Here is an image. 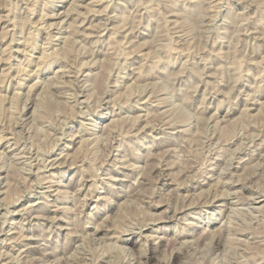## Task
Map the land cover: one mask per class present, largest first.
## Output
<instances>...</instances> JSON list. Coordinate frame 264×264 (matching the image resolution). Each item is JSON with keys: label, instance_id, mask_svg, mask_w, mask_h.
<instances>
[{"label": "rangeland", "instance_id": "374dc122", "mask_svg": "<svg viewBox=\"0 0 264 264\" xmlns=\"http://www.w3.org/2000/svg\"><path fill=\"white\" fill-rule=\"evenodd\" d=\"M0 138V264H264V0H0Z\"/></svg>", "mask_w": 264, "mask_h": 264}, {"label": "bare ground", "instance_id": "6f19581e", "mask_svg": "<svg viewBox=\"0 0 264 264\" xmlns=\"http://www.w3.org/2000/svg\"><path fill=\"white\" fill-rule=\"evenodd\" d=\"M50 1H51V0H50ZM104 1H105V0H104ZM76 2H77V1H76ZM89 2H90V1H89ZM94 2H95V1H94ZM99 4H100V3H99ZM50 5H51V4H50ZM75 5H76V4H75ZM77 5H78V4H77ZM92 5H93V4H92ZM80 6H81V5H80ZM101 6H102V5H101ZM86 7H87V6H86ZM89 7H90V5H89ZM70 8H72V7H70ZM91 8H92V7H91ZM91 8H89V9H91ZM73 9H74V8H73ZM87 9H88V8H87ZM93 9H94V8H93ZM76 10H77V9H76ZM70 11H71V10H70ZM70 11H69V12H70ZM105 11H106V10H105ZM64 12H65V11H64ZM72 12H73V11H72ZM88 12H89V11H88ZM92 12H93V11H92ZM67 13H68V12H67ZM67 13H66V14H67ZM82 13H83V12H82ZM42 15H43V14H42ZM45 15H46V13H45ZM52 15H53V14H52ZM57 15H58V14H57ZM86 15H87V14H86ZM94 15H95V13H94ZM46 16H47V15H46ZM49 16H50V15H49ZM75 16H77V15H75ZM109 16H110V15H109ZM44 17H45V16H44ZM44 17H43V18H44ZM66 17H67V16H66ZM84 17H85V16H84ZM92 17H93V16H92ZM40 19H41V18H40ZM82 19H83V18H82ZM98 19H99V18H98ZM64 20H65V19H64ZM38 21H39V20H38ZM81 21H82V20H81ZM84 21H85V20H84ZM106 22H107V21H106ZM36 23H38V22H36ZM93 23H94V22H93ZM93 23H92V24H93ZM52 24H53V23H52ZM52 24H51V25H52ZM70 24H71V23H70ZM92 24H91V25H92ZM96 24H97V23H95V27L97 26ZM99 24H100V22H99ZM99 24H98V25H99ZM105 24H106V23H105ZM45 25H46V24H45ZM51 25H50V26H51ZM73 25H74V24H73ZM73 25H72V26H73ZM89 25H90V24H89ZM33 26H34V25H33ZM67 26H69V25H67ZM72 26H71V27H72ZM78 26H79V25H78ZM78 26H77V27H78ZM34 27H35V26H34ZM38 27H39V26H38ZM74 27H75V26H74ZM87 27H88V26H87ZM95 27L93 26V28H95ZM101 27H102V26H101ZM119 27H120V26H119ZM43 28H44V27H43ZM67 28H68V27H67ZM91 28H92V27H89V30H90ZM108 28H109V27H108ZM59 29H60V28H59ZM65 29H66V28H65ZM70 29L72 30V28H70ZM99 29H100V28H99ZM71 30H70V31H71ZM94 30H95V29H94ZM105 30H106V29H105ZM44 31H45V30H44ZM60 31H61V30H60ZM63 31H64V30H63ZM73 31H76V30L73 29ZM73 31H72V32H73ZM97 31H98V30H97ZM81 32H82V31H81ZM81 32H80L79 34H81ZM94 32H95V31H94ZM111 32H112V31H111ZM73 33H74V32H73ZM77 33H78V31H77ZM28 34H30V33H28ZM31 34H32V33H31ZM83 34H84V33H83ZM112 34H113V32H112ZM118 34H119V33H118ZM76 35H77V34H76ZM86 35H87V34H86ZM100 35H101V34H100ZM110 35H111V34H110ZM114 35H115V33H114ZM31 36H32V35H31ZM33 36H34V35H33ZM69 36H70V35H69ZM81 36H82V35H81ZM88 36H89V35H88ZM96 36H98V35H96ZM112 36H113V35H112ZM67 37H68V36H66V38H67ZM74 37H75V36H74ZM55 38H56V36H55ZM68 38H71V37H68ZM12 39H13V38H12ZM23 39H24V38H23ZM29 39H30V38H29ZM29 39H28V40H29ZM81 39H82V38H81ZM64 40H65V39H64ZM78 40H79V39H77L76 42H79ZM108 40H109V38H108ZM21 41H22V40H21ZM25 41H26V40H25ZM45 41H46V40H45ZM51 41H52V39H51ZM66 41L68 42V41H71V40H68V39H67ZM74 41H75V40H74ZM109 41H110V40H109ZM10 42H11V41H10ZM18 42H19V41H18ZM36 42H37V41H36ZM49 42H50V41H49ZM28 43H29V41H28ZM73 43H74V42H73ZM79 43H80V42H79ZM93 43H94V42H93ZM95 43H96V42H95ZM95 43H94V44H95ZM8 44H9V43H8ZM69 44H70V43H69ZM74 44H75V43H74ZM91 44H92V43H91ZM97 44H98V43H97ZM64 45H65V44H64ZM70 45H71V44H70ZM75 45H76V44H75ZM79 45H80V44H79ZM24 46H25V45H24ZM34 47H35V46H34ZM47 48H48V47H47ZM63 48H66V47H63ZM68 48H70V47H68ZM21 49H22V48H21ZM54 49H55V48H54ZM9 50H10V49H9ZM16 50H17V49H16ZM46 50H47V49H46ZM52 50H53V49H52ZM17 51H18V50H17ZM19 51H20V50H19ZM53 51H55V50H53ZM57 51H58V50H57ZM63 51H64V50H63ZM31 52H32V51H31ZM43 52H44V51H43ZM64 52H66V51H64ZM84 53H85V52H84ZM27 54H28V53H27ZM41 54H43V53L41 52ZM48 54H49V53H48ZM52 54L54 55L55 53L52 52ZM57 54H58V53H57ZM96 54H97V53H96ZM25 55H26V54H25ZM55 55H56V54H55ZM44 56H45V55H44ZM8 57H9V56H8ZM41 57H42V55H41ZM47 57H49V56H47ZM47 57H45V58H47ZM43 58H44V57H43ZM43 58H42V60H43ZM45 58H44V60H45ZM8 59H9V58H8ZM38 59H39V58H38ZM30 60H31V59H30ZM5 61H6V60H5ZM38 62H39V61H38ZM42 62H43V61H42ZM28 63H29V62H28ZM40 63H41V62H40ZM91 64H92V63H91ZM91 64H90V65H91ZM20 65H21V64H20ZM35 65H36V64H35ZM38 65H40V64H38ZM9 67H10V66H9ZM20 67H21V66H20ZM10 68H11V67H10ZM24 68H25V67H24ZM39 68H40V67H39ZM26 69H27V68H26ZM37 69H38V68H37ZM60 70H61V69H60ZM60 70L58 69V71H60ZM67 70H68V69H67ZM8 71H9V70H8ZM8 71H7V72H8ZM24 71H25V70H24ZM26 71H27V70H26ZM26 71H25V72H26ZM22 72H23V71H22ZM65 72H66V71H65ZM18 73L21 74V72H18ZM32 73H33V72H32ZM37 73H38V72H37ZM68 73H69V72H68ZM76 73H77V72H76ZM3 74H4V73H3ZM23 74H24V72H23ZM61 74H62V72H61ZM72 74H73V73H72ZM130 74H131V73H130ZM12 75H14V74H12ZM37 75H38V74H37ZM63 75H64V74H63ZM4 76H5V74H4ZM127 76H128V75H127ZM1 77H2V76H1ZM9 78H10V76H9ZM14 78H15V77H14ZM64 78H65V77H64ZM128 78H129V77H128ZM87 79H88V78H87ZM1 80H2V79H1ZM18 80H19V79H18ZM70 80H71V79H70ZM70 80H69L68 82H70ZM59 82H60V81H59ZM59 82H58V83H59ZM61 82H63V81H61ZM86 82H87V81H86ZM66 83H67V81H66ZM79 83H80V82H79ZM61 84H62V83H61ZM101 84H102V83H101ZM58 85H59V84H58ZM84 85H85V84H84ZM6 86H7V85H6ZM18 86H19V85H18ZM55 86H56V85H55ZM62 86H64V85H62ZM121 87H122V86H121ZM114 88H115V87H114ZM78 89H80V88H78ZM30 90H31V89H30ZM110 90H111V89H110ZM6 91H7V90H6ZM78 94H79V93H78ZM14 96H15V95H14ZM104 96H105V95H104ZM66 98H67V97H66ZM71 98H72V97H71ZM107 101H108V100H107ZM80 102H81V101H80ZM84 102H85V101H84ZM75 103H76V102H75ZM258 103H259V102H258ZM76 106H77V105H76ZM259 106H260V104H259ZM245 109H246V108H245ZM245 109H244V110H245ZM246 110H247V109H246ZM80 111H81V110H80ZM115 113H116V112H115ZM115 117H116V115H115ZM114 119H115V118H114ZM221 119H222V118H221ZM223 119H224V118H223ZM112 120H113V119H111V121H112ZM216 120H217V119H216ZM214 121H215V120H214ZM108 122H109V121H108ZM108 122H107V123H108ZM219 122H220V121H219ZM20 127H21V126H20ZM102 127H103V126H102ZM106 128H107V127H106ZM81 129H82V128H81ZM109 129H110V128H109ZM77 132H78V131H77ZM84 132H85V131H84ZM106 132H107V131H106ZM80 134H81V133H80ZM75 135H77V134H75ZM100 135H101V134H100ZM71 136H72V135H71ZM72 137H73V136H72ZM2 138H3V137H2ZM5 138H6V137H5ZM5 138H4V139H5ZM0 139H1V138H0ZM6 139H7V138H6ZM2 140H3V139H2ZM83 140H84V139H83ZM86 141H88V140H86ZM11 142H12V141H11ZM82 142H83V141H82ZM82 142H81V143H82ZM77 143H78V142H77ZM8 144H9V143H8ZM63 147H64V146H63ZM11 148H12V147H11ZM30 148H31V147H30ZM29 150H30V149H29ZM29 150H28V151H29ZM19 151H20V150H19ZM28 151H27V152H28ZM22 156H23V155H22ZM27 156H28V155H27ZM69 156H70V155H69ZM23 157H24V156H23ZM34 157H35V156H34ZM37 158H38V157H37ZM24 160H25V159H24ZM53 160H54V159H53ZM56 160H57V159H56ZM58 161H59V160H58ZM20 162H21V161H20ZM71 162H72V161H71ZM74 164H75V163H74ZM26 165H27V164H26ZM54 165H55V164H54ZM56 165H57V164H56ZM67 165H68V164H67ZM24 166H25V165H24ZM70 166H71V163H70ZM49 167H50V166H49ZM27 169H28V168H27ZM38 169H39V168H38ZM25 171H26V170H25ZM219 176H220V175H219ZM51 177H52V176H51ZM51 177H50V178H51ZM39 178H42V177H39ZM37 179H38V178H37ZM39 180H40V179H39ZM41 180H42V179H41ZM47 181H48V180H47ZM51 181H52V180H51ZM51 181H50V182H51ZM227 181H228V180H227ZM32 182H33V181H32ZM42 182H43V181H42ZM53 182H54V181H53ZM31 184H32V183H31ZM31 184H30V185H31ZM38 185H39V184H38ZM230 185H231V184H230ZM81 186H82V185H81ZM88 187H89V185H88ZM88 187H87V188H88ZM193 187H194V186H193ZM32 188H33V187H32ZM30 190H31V189H30ZM60 191H61V190H60ZM37 192H38V191H37ZM229 192H230V191H229ZM31 195H32V194H31ZM101 196H102V195H101ZM184 196H185V195H184ZM97 199H98V198H97ZM43 200H44V199H43ZM1 201H2V200H1ZM35 202H36V201H35ZM28 204H29V203H28ZM33 204H34V203H33ZM5 206H6V205H5ZM55 206H56V205H55ZM181 206H182V205H181ZM6 207H7V206H6ZM25 207H26V206H25ZM58 207H59V206H58ZM2 208H3V207H2ZM260 208H261V207H260ZM260 208H259V209H260ZM5 209H6V208H5ZM5 209H4V210H5ZM53 209H54V208H53ZM92 210H93V209H92ZM233 210H234V209H233ZM8 211H9V210H8ZM15 211H16V210H15ZM64 211H65V210H64ZM251 211H253V210H251ZM263 211H264V210H263ZM52 212H53V211H52ZM232 212H233V211H232ZM2 214H3V213H2ZM53 215H54V214H53ZM170 215H171V214H170ZM173 215H174V214H173ZM220 215H221V214H220ZM35 216H36V215H35ZM168 216H169V215H168ZM3 217H4V216H3ZM23 217H24V216H23ZM37 217H38V216H37ZM40 218H41V217H40ZM43 219H45V218H43ZM46 219H47V217H46ZM61 219H62V218H61ZM63 219H64V218H63ZM158 219H159V218H158ZM5 220H6V219H5ZM52 220H53V219H52ZM154 220H155V219H154ZM164 220H165V219H164ZM0 221H1V220H0ZM155 221H156V220H155ZM9 223H10V222H9ZM12 223H13V222H12ZM40 223H41V222H40ZM221 223H222V222H221ZM95 225H96V224H95ZM144 226H145V225H144ZM176 226H177V225H176ZM16 227H17V226H16ZM94 227H95V226H94ZM58 228H60V227H58ZM68 228H69V227H68ZM96 228H97V226H96ZM138 228H139V227H138ZM22 230H23V229H22ZM46 230H47V229H46ZM156 230H157V229H156ZM130 231H131V230H130ZM203 231H204V230H203ZM14 232H15V231H14ZM43 232H44V231H43ZM48 232H49V231H48ZM69 232H70V231H69ZM141 233H142V232H141ZM40 234H41V233H40ZM110 236H113V235H110ZM202 236H203V235H202ZM37 237H38V236H37ZM143 237H144V236H143ZM203 237H204V236H203ZM15 238H16V237H15ZM20 238H21V237H20ZM33 238H34V237H33ZM45 238H46V237H45ZM85 238H86V237H85ZM95 238H96V237H95ZM35 239H36V238H35ZM120 239H121V238H120ZM172 239H173V238H172ZM193 239H194V238H193ZM12 240H13V239H12ZM91 240H92V239H91ZM8 241H9V240H8ZM180 241H181V240H180ZM182 241H183V240H182ZM16 242H17V241H16ZM140 242H141V241H140ZM202 242H203V241H202ZM165 243H166V242H165ZM174 243H175V242H174ZM132 244H133V243H132ZM195 244H196V243H195ZM9 245H10V244H9ZM11 245H12V244H11ZM22 245H23V244H22ZM119 245H120V244H119ZM204 245H205V243H204ZM76 246H78V245H76ZM141 246H142V245H141ZM178 246H179V244H178ZM25 247H26V246H25ZM120 247H121V246H120ZM191 247H192V246H191ZM200 247H201V246H200ZM115 248H116V247H115ZM117 248H118V247H117ZM203 248H204V247H203ZM26 249H27V248H26ZM122 249H123V247H122ZM21 250H22V249H21ZM201 250H202V248H201ZM22 251H23V250H22ZM24 251H25V250H24ZM120 251H121V250H120ZM179 251H180V250H179ZM0 253H1V252H0ZM6 253H7V252H6ZM22 253H23V252H22ZM41 253H42V252H41ZM51 253H52V252H51ZM141 253H142V252H141ZM4 255H5V254H4ZM15 255H16V254H15ZM44 255H45V254H44ZM204 255H205V254H204ZM215 255H217V254H215ZM30 256H31V255H30ZM33 256H34V255H33ZM41 256H42V255H41ZM3 257H4V256H3ZM15 257H16V256H15ZM15 257H14V258H15ZM44 257H45V256H44ZM52 257H53V256H52ZM61 257H62V256H61ZM68 257H69V256H68ZM68 257H67V258H68ZM71 257H72V256H71ZM211 257H212V256H211ZM6 258H7V257H6ZM11 258H12V257H11ZM62 258H64V257H62ZM72 258H73V257H72ZM22 259H23V258H22ZM40 259H41V258H40ZM46 259H47V258H46ZM46 259H43V260L46 261ZM54 259H55V258H54ZM56 259H57V258H56ZM19 260H20V258H19ZM37 260H38V259H37ZM51 260H53V259H51ZM51 260H50V261H51ZM72 260H73V259H72ZM74 260H75V259H74ZM161 260H162V259H161ZM15 261H17V260H15ZM48 261H49V260H48ZM148 261H149V260H148ZM162 261H163V260H162ZM53 262H55V260H53ZM3 263H4V262H3ZM51 263H52V262H51ZM56 263H57V262H56ZM137 263H138V261H137ZM140 263H141V262H140ZM146 263H147V262H146ZM17 264H18V263H17ZM24 264H25V263H24ZM61 264H62V263H61ZM67 264H68V263H67ZM82 264H83V263H82ZM84 264H85V263H84ZM143 264H144V263H143ZM211 264H212V263H211Z\"/></svg>", "mask_w": 264, "mask_h": 264}]
</instances>
